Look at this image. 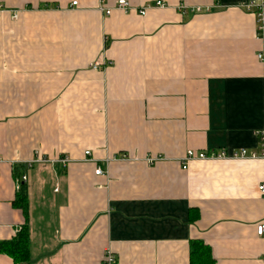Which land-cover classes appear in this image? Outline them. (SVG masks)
<instances>
[{"label": "crops", "instance_id": "obj_1", "mask_svg": "<svg viewBox=\"0 0 264 264\" xmlns=\"http://www.w3.org/2000/svg\"><path fill=\"white\" fill-rule=\"evenodd\" d=\"M73 1L0 0V241L24 222L26 181L31 264H105L108 246L115 264H191L193 239L215 264H264V158L184 167L189 148L259 147L250 0H130L145 14Z\"/></svg>", "mask_w": 264, "mask_h": 264}, {"label": "built area", "instance_id": "obj_2", "mask_svg": "<svg viewBox=\"0 0 264 264\" xmlns=\"http://www.w3.org/2000/svg\"><path fill=\"white\" fill-rule=\"evenodd\" d=\"M78 1L74 0L72 2V5L77 4ZM155 4L161 5L163 4L162 0H157ZM150 5H142V6H137L134 5L130 0H117L116 3L113 5H108L105 4L104 0L100 1L99 7L105 12V14H110L113 10V8H120L124 9L127 11H138L141 14H145L148 10V6ZM246 6L249 9H254L256 10V15H257V33L261 34L264 36V0H250L248 3H246ZM16 15V14H15ZM258 58L262 61L264 64V42L261 50L257 53ZM106 62L104 59L97 60L93 64L94 67H98L102 64H105ZM257 137H258V142H259V147L258 148H248V147H241L239 149H235L232 151V153H228L227 150L221 149L220 151H211L210 153L200 150L196 151L194 148H189L187 150V153L185 155V162H184V167L188 166V162L190 159L195 158V157H200V158H205L209 156H218V157H225L227 155L233 156V157H262L264 158V125L259 128L256 131ZM86 153H90V150H86ZM156 159H158L157 156H151L148 158V161L150 163H153ZM61 163L63 165H66L69 160L70 156L69 155H61L60 157ZM3 157L1 156V151H0V166L2 164ZM32 162L30 164H27L26 166L29 167L32 165ZM96 173H101L105 174V169H103L102 165H98L96 168ZM23 179L27 180L28 179V174L24 173L23 174ZM259 189L261 190L262 193H264V182L259 184ZM257 233L261 236H264V219L258 223L257 225ZM117 261V255L113 251V249L108 246L104 250V262L105 264H115Z\"/></svg>", "mask_w": 264, "mask_h": 264}, {"label": "trees", "instance_id": "obj_3", "mask_svg": "<svg viewBox=\"0 0 264 264\" xmlns=\"http://www.w3.org/2000/svg\"><path fill=\"white\" fill-rule=\"evenodd\" d=\"M15 167L19 171L27 166L16 165ZM29 201V186L25 181L21 183L13 200V204L22 209L24 222L14 237L0 241V253L9 254L13 258L14 264H31ZM191 264H215L211 247L204 241L198 239L191 241Z\"/></svg>", "mask_w": 264, "mask_h": 264}]
</instances>
